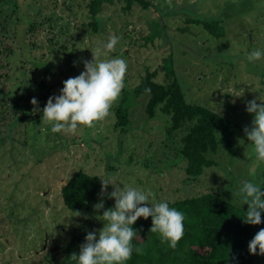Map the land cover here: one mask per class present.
<instances>
[{
  "label": "rangeland",
  "instance_id": "rangeland-1",
  "mask_svg": "<svg viewBox=\"0 0 264 264\" xmlns=\"http://www.w3.org/2000/svg\"><path fill=\"white\" fill-rule=\"evenodd\" d=\"M149 1V8L135 5L131 11L121 2L105 5L94 19L90 0H0V40L14 50L0 57L2 76L46 78L55 86L53 95H59L63 81L78 76L85 70L83 61L93 59L91 50L100 49L101 60L127 62L124 87L109 116L91 128L78 126L75 133H52L49 124L35 120L34 109L19 121L33 97L42 101L45 96L33 87L25 94L13 79L0 81V264H50L64 257L57 248L74 236L85 242L89 231L103 228L102 211L94 206L76 216L64 205L62 187L77 171L111 177L121 188L151 191L153 202L214 193L248 207L236 194L243 183L264 190V162L257 161L244 132L254 119L246 102L264 97V57L251 63L246 58L253 49L264 51V0ZM189 20L218 21L225 34L216 37ZM112 35L120 39L107 51L103 45ZM170 56L187 101L239 126L236 155L220 148L210 156L216 165L198 179L186 174L182 135L168 136V118L162 114L149 119L147 99L130 100L131 124L125 132L116 128V108L148 69L158 71L159 83H170L165 70ZM52 63L61 69L46 74L44 67ZM113 190L109 185L108 193ZM103 199L104 210L114 207V198ZM261 217L256 233L264 228V212ZM255 261L264 264L259 249Z\"/></svg>",
  "mask_w": 264,
  "mask_h": 264
},
{
  "label": "trees",
  "instance_id": "trees-1",
  "mask_svg": "<svg viewBox=\"0 0 264 264\" xmlns=\"http://www.w3.org/2000/svg\"><path fill=\"white\" fill-rule=\"evenodd\" d=\"M116 2L123 3L126 11H131L135 5L150 7L149 0H90L88 7L91 16L97 18L105 5H113ZM189 21L203 25L216 37L225 34L218 21L212 23L200 20ZM93 26L97 29V23ZM0 46L2 48L0 57L3 55L9 57L14 51L6 48L2 40ZM0 67H3L2 62ZM44 68L46 74L53 71V68L61 69L55 63ZM165 70L171 75L170 83H159L156 80L158 71L152 72L148 69L140 85L131 92V95L129 91L125 93L123 101L116 108V128L123 132L128 130L131 124L130 100L147 99L146 114L149 119L162 114L168 118V136L174 138L179 134L182 135L180 156L186 161V174L191 179H198L206 169L216 165L210 156L216 155L220 148H224L231 157L236 155L233 139L239 132V126L206 105L187 101L186 94L176 77L174 60L171 56L167 59ZM18 76L14 74L12 78L9 75H0V81L8 82L13 79L14 83H17L15 85L23 89L25 94L26 89L31 87L40 91L45 96V100H38L40 111H35L37 112L35 120L40 121L46 100L49 95H53L55 86L46 78L36 80L32 75ZM1 82L0 86H2ZM29 106L26 118H21L19 121L31 117L35 106L30 104ZM100 193V178L84 171H77L61 190L65 207L74 214L77 211L81 213L85 209H91L99 203ZM167 203L170 208H176L185 216L184 235L177 246L171 248L168 243L162 242L158 233L150 232L152 218L141 217L132 226L137 233L132 240L134 248L132 256L126 264H257L255 255L249 251V242L256 234V226L246 224L243 220L247 206H238L226 200L223 195L214 193ZM82 243L84 242L79 236H74L69 244L57 248L64 252V257L50 261V264H77V261L72 260L70 256L74 252L79 254ZM136 248L142 249V252L137 253Z\"/></svg>",
  "mask_w": 264,
  "mask_h": 264
},
{
  "label": "clouds",
  "instance_id": "clouds-1",
  "mask_svg": "<svg viewBox=\"0 0 264 264\" xmlns=\"http://www.w3.org/2000/svg\"><path fill=\"white\" fill-rule=\"evenodd\" d=\"M120 37L112 35L103 48L111 51ZM93 59L84 60L85 70L78 76L63 81L59 95L50 96L42 110L41 122L51 126L52 133H75L78 126L94 127L95 122L109 116L124 87L127 62L122 58L101 60L100 49L91 50ZM264 57V51L253 49L247 60L255 62ZM76 62H74L75 65ZM260 101V103L257 102ZM34 111H40L38 100L33 97ZM246 111L254 114L251 126L244 128L247 141L253 145L258 162H264V97L259 96L246 102ZM101 200L94 205L97 212L102 211V229L89 231L85 242L80 245L79 254L70 258L77 264H126L133 253L132 240L137 231L133 229L136 221L143 217L152 218L150 232L158 233L162 242L175 248L184 235V214L170 208L167 202L155 201V194L140 188L117 185L111 177L101 179ZM114 190L108 193V187ZM237 195L248 205L244 223L260 225L264 212V190L254 182L245 181ZM115 200L114 207L105 209L103 197ZM151 198V199H150ZM150 205V206H149ZM82 214L77 211L76 216ZM87 218V217H85ZM264 255V228H261L249 242V251ZM137 253L142 249L136 248Z\"/></svg>",
  "mask_w": 264,
  "mask_h": 264
}]
</instances>
